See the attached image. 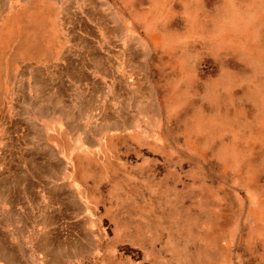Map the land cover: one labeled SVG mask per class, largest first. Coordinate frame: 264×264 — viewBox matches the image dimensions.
<instances>
[{
	"label": "rangeland",
	"instance_id": "1",
	"mask_svg": "<svg viewBox=\"0 0 264 264\" xmlns=\"http://www.w3.org/2000/svg\"><path fill=\"white\" fill-rule=\"evenodd\" d=\"M82 19L138 92L125 129L97 118L76 264H264V0H77L64 33Z\"/></svg>",
	"mask_w": 264,
	"mask_h": 264
},
{
	"label": "crops",
	"instance_id": "2",
	"mask_svg": "<svg viewBox=\"0 0 264 264\" xmlns=\"http://www.w3.org/2000/svg\"><path fill=\"white\" fill-rule=\"evenodd\" d=\"M76 6L0 0V264H76L78 228L92 209L89 155L104 138L97 118L125 129L126 103L138 92L124 61L90 41L88 20L64 33L63 9ZM40 231L44 245L33 251ZM55 241L66 252L50 249Z\"/></svg>",
	"mask_w": 264,
	"mask_h": 264
}]
</instances>
